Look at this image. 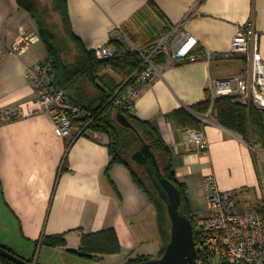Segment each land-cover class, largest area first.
<instances>
[{
	"label": "crops",
	"instance_id": "0c3cea01",
	"mask_svg": "<svg viewBox=\"0 0 264 264\" xmlns=\"http://www.w3.org/2000/svg\"><path fill=\"white\" fill-rule=\"evenodd\" d=\"M74 35L89 52L151 47L186 29L196 40L194 62L157 65L155 80L143 87L132 114L150 122L169 147L176 180L185 186L191 211L205 216L204 180L214 178L223 191H236L240 208L264 215V147L246 142L221 126L214 114L200 129L177 127L169 115L209 97L210 82L244 74L243 55L206 61L205 54L226 53L238 29L251 23L264 60V0H67ZM21 33L38 41L21 55L12 47ZM119 47V48H118ZM36 24L16 0H0V109L22 107L24 118L0 124V246L34 264H129L156 259L163 242L154 207L138 188L128 167L114 163L109 138L89 131L61 138L50 116L37 111V96L25 69L47 60ZM117 84L122 79L111 70ZM67 96L88 106L96 94L81 79ZM196 115V114H194ZM198 116V115H196ZM203 132L206 151L190 137ZM108 228L116 232L120 252L86 258L77 252L83 234ZM63 235L65 245H43V237ZM73 251V252H70ZM36 258L34 259V255ZM1 264V263H0Z\"/></svg>",
	"mask_w": 264,
	"mask_h": 264
},
{
	"label": "trees",
	"instance_id": "16d2710c",
	"mask_svg": "<svg viewBox=\"0 0 264 264\" xmlns=\"http://www.w3.org/2000/svg\"><path fill=\"white\" fill-rule=\"evenodd\" d=\"M16 1L18 7L25 10L36 24L40 41L47 51V61L51 65L52 86L67 91L78 81L85 79L95 91L96 97L89 107L77 99H74L73 102L79 104L88 114V118L93 120L89 125V130L105 134L109 138L108 151L111 161L106 172L114 163L126 165L138 188L154 207L158 231L163 242L162 256L170 239V221L166 204L159 197L153 183L148 179L149 177H146L145 180L141 179L126 160V156L130 158L131 154L136 151L134 150L136 146L141 147V139L150 146L155 154L163 177L179 190L181 195L180 213L186 216L193 226L196 222L190 216L191 209L185 186L176 180L171 151L156 128L150 122L141 121L128 110L115 105L122 90L120 89L122 84L132 81L134 75L140 72L142 63L140 56L134 52H124L118 49L113 59L98 61L94 52L87 51L74 35L68 14L67 0ZM152 61L155 65L164 64L165 55L160 52L154 53ZM109 70L121 77L122 81L119 84L109 76ZM209 109L210 100L208 97L205 102L190 108L198 116L181 109L172 112L169 118L177 127L200 129L204 126L200 117L208 113ZM117 113L126 117L135 132L117 123ZM211 114L215 115L221 126L237 133L246 142L260 144L264 147L263 111L253 106L244 107L233 102L232 97L225 96L215 100ZM148 180H150L149 187L147 186ZM41 243L49 247H62L65 245V240L63 235L48 236L43 237ZM120 249L116 232L114 229L108 228L96 233L83 234L80 249L74 253L86 258H94L118 254ZM147 260L150 259L141 257L131 260L129 264ZM27 261L32 263L33 259ZM0 263L14 264L3 257H0Z\"/></svg>",
	"mask_w": 264,
	"mask_h": 264
},
{
	"label": "built area",
	"instance_id": "2783aa9c",
	"mask_svg": "<svg viewBox=\"0 0 264 264\" xmlns=\"http://www.w3.org/2000/svg\"><path fill=\"white\" fill-rule=\"evenodd\" d=\"M179 27V26H178ZM170 34L151 44L150 49H133L141 60V70L132 81L126 82L120 89L116 106L133 112L134 101L140 90L152 83L159 75V68L152 61L154 53L165 55V63L194 62L196 40L186 30L177 33L173 41ZM38 41L34 34L21 33L12 47V52L24 54L31 45ZM98 61L110 60L115 51L104 46L94 51ZM236 55H243L247 64L244 74L216 80L209 84L210 109L200 117L203 125L211 123L210 114L215 100L220 97H232V101L244 107H251L264 112V60L258 48V34L248 23L235 33L231 48L226 53L205 54L206 61L231 60ZM25 76L32 86L37 99V111L50 116L54 124L55 135L61 138L82 136L88 133L92 119L86 111L73 102L66 91L52 86V70L49 61L43 60L25 69ZM22 107L0 109V124L24 118ZM190 137L199 144L201 151H206L207 140L203 132H190ZM204 193L208 205L206 216L193 226L196 264H264V215L257 211H244L240 208L236 191L220 190L214 178L204 180Z\"/></svg>",
	"mask_w": 264,
	"mask_h": 264
},
{
	"label": "water",
	"instance_id": "95a60500",
	"mask_svg": "<svg viewBox=\"0 0 264 264\" xmlns=\"http://www.w3.org/2000/svg\"><path fill=\"white\" fill-rule=\"evenodd\" d=\"M116 121L121 126L135 132L133 126L124 115L116 114ZM141 147L134 151L131 160L143 167L153 183L159 197L165 202L170 221V239L160 258L150 259L137 264H196L197 252L191 221L179 211L181 195L176 186L163 177L155 154L150 146L141 139ZM0 257L14 264H34L11 253L0 246Z\"/></svg>",
	"mask_w": 264,
	"mask_h": 264
},
{
	"label": "rangeland",
	"instance_id": "374dc122",
	"mask_svg": "<svg viewBox=\"0 0 264 264\" xmlns=\"http://www.w3.org/2000/svg\"><path fill=\"white\" fill-rule=\"evenodd\" d=\"M245 72V71H244ZM127 82V81H126ZM125 82V83H126ZM124 83V84H125ZM124 84H122V86L121 87H123V85ZM140 146L138 145V146H136L135 147V149L134 150H138V148H139ZM126 160H127V162L129 163V165H130V167L132 168V170L141 178V179H143V180H145V178L146 177H148L147 176V174H146V172H145V170L143 169V167L142 166H140V165H137L136 163H134L130 158H129V156H126ZM149 179V178H148ZM147 186L149 187L150 186V180H148V182H147ZM190 216H191V218H193L194 220H195V222L196 223H198V222H200L204 217H205V215L201 212V211H198V212H193V211H190ZM206 214H207V212H206ZM9 250V249H8ZM18 256V255H17ZM160 257H161V254H160ZM160 257H158V258H160ZM34 259L36 258V254L34 255V257H33Z\"/></svg>",
	"mask_w": 264,
	"mask_h": 264
}]
</instances>
